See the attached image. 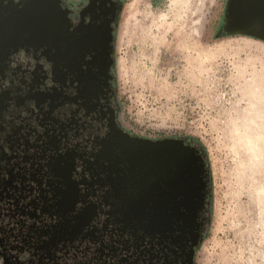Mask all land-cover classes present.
<instances>
[{"label": "flooded vegetation", "instance_id": "flooded-vegetation-1", "mask_svg": "<svg viewBox=\"0 0 264 264\" xmlns=\"http://www.w3.org/2000/svg\"><path fill=\"white\" fill-rule=\"evenodd\" d=\"M123 5L0 0V264H199L210 209L201 148L188 143L201 198L165 186L150 196L128 160L150 138L120 117Z\"/></svg>", "mask_w": 264, "mask_h": 264}, {"label": "rangeland", "instance_id": "rangeland-1", "mask_svg": "<svg viewBox=\"0 0 264 264\" xmlns=\"http://www.w3.org/2000/svg\"><path fill=\"white\" fill-rule=\"evenodd\" d=\"M226 3L124 0L116 90L135 134L199 141L210 209L198 263L264 264V42L216 35Z\"/></svg>", "mask_w": 264, "mask_h": 264}, {"label": "water", "instance_id": "water-1", "mask_svg": "<svg viewBox=\"0 0 264 264\" xmlns=\"http://www.w3.org/2000/svg\"><path fill=\"white\" fill-rule=\"evenodd\" d=\"M220 28L230 35L264 41V0H227ZM197 159L183 138L144 139L128 152L129 162L140 173L139 184L149 190L150 196L157 194L159 198L164 197L162 186L170 197L183 194L201 198L204 183Z\"/></svg>", "mask_w": 264, "mask_h": 264}, {"label": "trees", "instance_id": "trees-1", "mask_svg": "<svg viewBox=\"0 0 264 264\" xmlns=\"http://www.w3.org/2000/svg\"><path fill=\"white\" fill-rule=\"evenodd\" d=\"M216 35L217 36H227V35H230V34H228L223 28H219V30L217 31ZM183 139H185V141L188 142V143H191V141L199 142L195 137H191V136L183 137Z\"/></svg>", "mask_w": 264, "mask_h": 264}, {"label": "crops", "instance_id": "crops-1", "mask_svg": "<svg viewBox=\"0 0 264 264\" xmlns=\"http://www.w3.org/2000/svg\"><path fill=\"white\" fill-rule=\"evenodd\" d=\"M238 35H239V34H238ZM243 36H247V35H243ZM248 37H249V38H252V39H254V40H259V41H261V42H264L263 40L258 39V38H255V37H251V36H248ZM254 121H255V119H254ZM247 124L251 125L249 121H248ZM256 125H257V128H258L260 125H261L262 127H264V117H260L259 119L256 118Z\"/></svg>", "mask_w": 264, "mask_h": 264}]
</instances>
